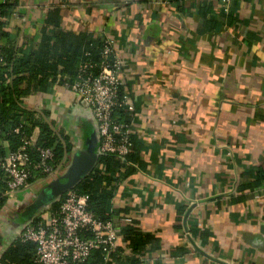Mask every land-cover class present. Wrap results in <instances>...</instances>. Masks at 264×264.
<instances>
[{
	"label": "crops",
	"instance_id": "1",
	"mask_svg": "<svg viewBox=\"0 0 264 264\" xmlns=\"http://www.w3.org/2000/svg\"><path fill=\"white\" fill-rule=\"evenodd\" d=\"M5 2L8 57L34 54L60 30L115 42L134 105L115 116L132 123L134 160L113 172L107 213L136 217L141 264H264V0ZM56 44L55 59L65 46ZM21 104L48 111L74 149L96 128L89 105L59 81ZM40 180L7 191L0 257L26 224L16 206ZM114 250L105 264H127L121 231Z\"/></svg>",
	"mask_w": 264,
	"mask_h": 264
},
{
	"label": "built area",
	"instance_id": "2",
	"mask_svg": "<svg viewBox=\"0 0 264 264\" xmlns=\"http://www.w3.org/2000/svg\"><path fill=\"white\" fill-rule=\"evenodd\" d=\"M99 58L90 53L80 62L74 78H66L63 85L84 99L96 121L99 136V155L111 154L126 161L133 150L131 121L115 116L119 110L133 111L134 105L122 93V64L115 51V42L104 37ZM1 58V52H0ZM34 141L25 139L16 150L0 153V168L5 172L8 193L29 187L33 171L49 177L53 167L54 149L39 146L38 159L32 158L30 147ZM90 196L77 190H68L57 209L41 211L27 222L20 232L23 241L36 245L37 264H105L115 248L119 232L135 224L133 214L102 218L89 209ZM101 251L104 261L94 258Z\"/></svg>",
	"mask_w": 264,
	"mask_h": 264
},
{
	"label": "trees",
	"instance_id": "3",
	"mask_svg": "<svg viewBox=\"0 0 264 264\" xmlns=\"http://www.w3.org/2000/svg\"><path fill=\"white\" fill-rule=\"evenodd\" d=\"M13 11V4L0 3V37L6 34L3 27L14 13ZM51 39H53L52 36H45L39 49L28 56L17 57L15 52L8 48V52L11 51L8 57V53L0 48V153L6 152L3 142H8L9 150H16L25 139H28L34 141L30 150L35 161L38 159L37 147L54 148L52 165L56 168L66 158L71 160L74 144L64 131L55 128L54 122L48 119V111L28 109L21 104L22 98L30 93L45 90L56 81L63 84L66 78H74L80 62L87 57L86 53H90L93 59L99 58L104 40L93 34L76 35L60 30L57 32L55 42L65 46H62V51H59L60 55L55 59L54 47L58 44L52 43ZM118 112L126 111L119 110ZM124 120L129 121V119ZM127 160L128 162L121 161L111 154L99 155L94 169L71 189L89 194V209L96 216L102 218L111 216L107 213V209L114 195L117 181L113 172L121 164L134 160L132 152ZM45 177V174L33 171L30 181ZM7 190V177L0 168V211L8 201ZM64 195L49 206L57 209ZM121 233L130 240L132 248V253L126 256V263L141 264V255L145 252L146 245L136 229V221L134 225L123 228ZM101 253V251H96L94 258L104 261V255ZM113 253L115 250L111 254ZM35 254L36 245L18 237L2 253L0 264H37Z\"/></svg>",
	"mask_w": 264,
	"mask_h": 264
},
{
	"label": "water",
	"instance_id": "4",
	"mask_svg": "<svg viewBox=\"0 0 264 264\" xmlns=\"http://www.w3.org/2000/svg\"><path fill=\"white\" fill-rule=\"evenodd\" d=\"M86 105H88L87 102ZM98 146L99 136L97 129L94 127L85 134L82 145L73 150L71 160L65 170L48 181L39 195L19 211L26 223L33 220L46 205L49 206L68 190L74 188L94 169L99 159Z\"/></svg>",
	"mask_w": 264,
	"mask_h": 264
},
{
	"label": "rangeland",
	"instance_id": "5",
	"mask_svg": "<svg viewBox=\"0 0 264 264\" xmlns=\"http://www.w3.org/2000/svg\"><path fill=\"white\" fill-rule=\"evenodd\" d=\"M68 163H69V160L66 158L62 163H60L56 167V171L53 174H51L49 177H45V178H47V180H44L46 182H43V180H40L41 184H39L38 183L39 181L38 182L36 181V183L33 185L34 193L36 194V193L40 192V190L43 189V187L47 184L48 181L52 180L53 178H55L59 174H61L65 170V168L67 167ZM50 209H51V206L46 205L44 207V209L42 210L43 214H44V212H46Z\"/></svg>",
	"mask_w": 264,
	"mask_h": 264
},
{
	"label": "flooded vegetation",
	"instance_id": "6",
	"mask_svg": "<svg viewBox=\"0 0 264 264\" xmlns=\"http://www.w3.org/2000/svg\"><path fill=\"white\" fill-rule=\"evenodd\" d=\"M40 192H41V190H40ZM40 192L36 193L35 195L31 196L30 198L27 197L25 200H22V202H20L18 204V206H16L17 211H20L27 203L31 202L37 195H39Z\"/></svg>",
	"mask_w": 264,
	"mask_h": 264
}]
</instances>
